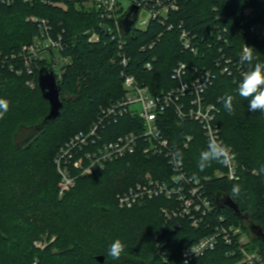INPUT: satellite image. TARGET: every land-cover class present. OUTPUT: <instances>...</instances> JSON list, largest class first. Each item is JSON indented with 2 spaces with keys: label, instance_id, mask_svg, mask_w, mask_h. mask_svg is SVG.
Listing matches in <instances>:
<instances>
[{
  "label": "trees",
  "instance_id": "trees-1",
  "mask_svg": "<svg viewBox=\"0 0 264 264\" xmlns=\"http://www.w3.org/2000/svg\"><path fill=\"white\" fill-rule=\"evenodd\" d=\"M51 1L54 4L48 6L41 1H0V99L9 104L0 119V264H183L184 247L212 236L219 223L243 227L251 236L252 250L264 256V242L253 236L248 223L216 204L218 196L228 194L234 183H240L247 195L235 202L242 214L264 231V174L259 172L264 166V113L251 112L248 100L238 94L242 74L249 67L240 64L245 45L253 48V64L264 63V39L249 30L251 26L264 29V0H182L171 17L173 31L152 20L147 30L134 28L124 35L127 48L123 53L112 32L99 30L97 10L85 9L74 0ZM34 16L49 21L52 36L60 34L63 39L61 51H51L49 56L70 59L57 79L62 115L38 132L36 128L50 113L38 83L46 62H41L31 76L18 58L22 47L32 44L40 34L39 26L28 21ZM180 28L196 36L198 54L183 50ZM87 31L98 32L99 40L91 42ZM119 54H127L130 71L154 95L178 87L172 72L179 63L188 65V76L194 68L211 69L215 76L205 101L220 110L217 125L237 162L239 181L214 176L225 171L224 164L217 162L204 172L198 170L199 153L207 147L199 123L180 124L168 112L169 121L162 126L164 135L177 146L186 136L193 137L188 149H178L189 175L210 179L203 190L214 209L198 228L188 217L168 220L163 209L177 206L164 198L119 208L118 193L135 187L146 175L167 180L174 174L167 159L148 157L142 150L107 163L94 175L79 177L75 188L59 195L60 176L54 163L58 152L71 137L89 129L102 108L125 95ZM226 59L232 61L231 74L223 72ZM148 63L153 64L150 71L145 69ZM47 69L56 72L55 68ZM228 94L234 97L233 115L223 107ZM132 121L130 117L121 119L109 133L114 137L132 130L138 133ZM52 236L55 242L43 250L36 246V242ZM116 239L126 246L119 260L107 254ZM235 251V246L219 238L214 250L188 264H242L241 255Z\"/></svg>",
  "mask_w": 264,
  "mask_h": 264
},
{
  "label": "built area",
  "instance_id": "built-area-1",
  "mask_svg": "<svg viewBox=\"0 0 264 264\" xmlns=\"http://www.w3.org/2000/svg\"><path fill=\"white\" fill-rule=\"evenodd\" d=\"M0 1L3 4H11L19 0ZM22 1L25 3L41 1L45 6L54 4L51 0ZM74 1L76 4H83L85 9L97 10L99 30L112 32V36L117 40L119 50L123 53L127 48V42L120 21L126 17L133 5L138 6L140 10L132 31L134 28L147 30L152 20L159 21L166 31H173L175 26L171 17L173 13L180 9L182 0ZM124 1L130 2L129 9L125 8ZM142 9L147 11L149 17L147 21L139 24L138 19ZM29 21L39 26L40 34L35 37L32 44L22 47L18 58L24 61V67L31 76L34 75L41 62L45 61V68H60L58 73L54 71L56 78H60L65 72V65L69 62L65 57L58 60L49 56V53L51 51L57 53L61 51L63 42L61 35L59 34L56 38L52 36L53 27L46 19L34 16ZM180 29L179 34L183 50L191 54H198L200 49L198 48L196 36L190 34L186 29ZM249 30L260 40L264 39V29L259 30L256 26H251ZM86 34L90 35L91 42L98 41L100 38L96 31H87ZM140 50H145V47H141ZM14 57L16 58V56ZM120 57L121 65H123L120 78L123 79L125 95L108 107L102 108L101 113L91 127L71 137L55 157L54 163L58 168L61 182L59 185V195L61 197L75 188L79 177L94 175L112 160L122 159L142 150L148 157H164L167 161H170L172 151L179 150L178 148L188 149L190 142L193 140L192 136H186L177 146L168 136L164 135L162 126L169 121L168 116H166L168 112L176 116L180 124L186 121L199 123L207 144L210 139L215 138L227 146L217 125V115L220 110L216 104L205 101L208 87L215 77L211 69L198 70V68H194V73L188 76V65L179 63L172 72V77L178 83V87L166 90L161 95H154L147 86L137 79V75L130 71L128 65L130 58L127 54ZM225 61L226 66L223 72L227 71L231 74L232 71L229 65L232 61L229 59ZM152 68L153 64L151 63L145 65L147 71ZM238 69L240 70V68ZM34 85L31 82V86ZM127 117L132 118V125H137L138 133L132 130L115 137L114 134L109 133L111 126ZM228 148L230 149V147ZM224 168L225 171H217L214 176L227 178L233 182L240 180L237 162L232 152L229 163L224 165ZM172 169L174 174L167 180L152 178L148 174L145 176L143 183L119 194L117 196L119 208H133L146 200L164 198L173 201L174 205L177 206L175 209H163V214L168 220L188 217L192 219L194 228H198L204 217L211 214L214 209L213 202L203 190L204 185L210 179L209 177L201 178L189 175L184 159L182 167L177 169L172 166ZM213 233L212 236L201 239L196 244L184 247L182 250L183 261L190 262L204 252L214 250L218 239L221 238L225 244L236 247L237 253L242 257V264H264V256L258 250H252L251 236L243 227L225 226L219 223Z\"/></svg>",
  "mask_w": 264,
  "mask_h": 264
},
{
  "label": "clouds",
  "instance_id": "clouds-1",
  "mask_svg": "<svg viewBox=\"0 0 264 264\" xmlns=\"http://www.w3.org/2000/svg\"><path fill=\"white\" fill-rule=\"evenodd\" d=\"M253 48L245 45L240 56V64H247L248 70L243 72L242 80L238 87V94L248 100V109L251 112L264 113V63L256 62L253 64ZM234 97L230 94L223 98V107L229 115L235 113L233 106ZM8 101L0 99V119L4 117V114L8 111ZM231 151L223 142L218 141L215 138L209 140L206 149L199 153L197 161V168L200 172H204L207 168L212 166L213 162L227 165ZM174 168H180L183 164V153L179 150L172 151L170 153V161ZM261 174H264V166L259 169ZM247 195L243 186L240 183H234L227 194V197L233 201L239 199L241 196ZM223 195L221 199H223ZM125 244L120 240H114L108 248V256L113 260H119L121 255L125 251ZM183 264H188L185 260Z\"/></svg>",
  "mask_w": 264,
  "mask_h": 264
},
{
  "label": "water",
  "instance_id": "water-1",
  "mask_svg": "<svg viewBox=\"0 0 264 264\" xmlns=\"http://www.w3.org/2000/svg\"><path fill=\"white\" fill-rule=\"evenodd\" d=\"M140 8L136 5L131 7L125 18L120 21V26L124 30L125 34H129L136 23L137 16ZM39 88L41 90L42 96L49 103L50 113L42 120V122L36 128V131H41L45 126L54 120H57L62 115L63 101L61 96V88L57 82L56 75L53 70H48L43 68L38 76ZM222 196V195H221ZM218 196L216 199V204L220 209L230 210L234 215L241 220H245L248 223L249 230L256 238L264 242V231L259 225H255L245 214H242L239 208V204L235 201L229 199L226 195ZM102 261V258H101Z\"/></svg>",
  "mask_w": 264,
  "mask_h": 264
},
{
  "label": "rangeland",
  "instance_id": "rangeland-1",
  "mask_svg": "<svg viewBox=\"0 0 264 264\" xmlns=\"http://www.w3.org/2000/svg\"><path fill=\"white\" fill-rule=\"evenodd\" d=\"M124 6H125V8L126 9H129V7H130V2H128V1H124ZM148 17H149V15H148V13H147V11L146 10H144V9H142V11L140 12V14H139V19H138V22H139V24L141 23V22H145V21H147L148 20ZM28 21H29V19H28ZM70 60V59H69ZM69 60H68V58H67V62H69ZM55 70L57 71V73L60 71V68H58V67H55ZM31 87H33L34 88V86H31ZM32 88V89H33ZM128 157V156H127ZM122 159H124V158H122ZM115 160H120V159H115ZM112 161H114V160H112ZM111 163V162H110ZM56 167V166H55ZM57 172H58V168H57ZM59 174V173H58ZM38 182H36L37 183V185L38 186H40V183L41 182H39L40 181V178H38V180H37ZM59 182H60V180H59ZM61 183V182H60ZM60 183H59V185H60ZM140 183H143V180L142 181H140V182H138L137 184H140ZM128 190V189H127ZM123 192H126V191H123ZM123 192H120V193H118V195L119 194H121V193H123ZM117 195V196H118ZM162 214H163V211H162ZM46 236V235H45ZM55 237L54 236H52L50 239H47L46 237H44L43 238V241H39V242H36V246L38 247V248H40V249H44L45 247H47V246H49L51 243H53V242H55ZM55 252V251H54Z\"/></svg>",
  "mask_w": 264,
  "mask_h": 264
}]
</instances>
